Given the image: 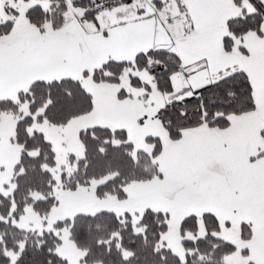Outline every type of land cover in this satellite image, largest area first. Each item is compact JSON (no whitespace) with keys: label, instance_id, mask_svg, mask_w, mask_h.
<instances>
[{"label":"snow or ice","instance_id":"snow-or-ice-1","mask_svg":"<svg viewBox=\"0 0 264 264\" xmlns=\"http://www.w3.org/2000/svg\"><path fill=\"white\" fill-rule=\"evenodd\" d=\"M0 264H264V0H0Z\"/></svg>","mask_w":264,"mask_h":264}]
</instances>
